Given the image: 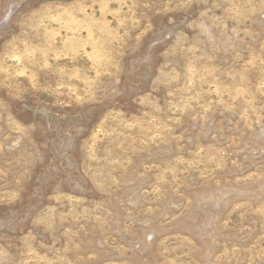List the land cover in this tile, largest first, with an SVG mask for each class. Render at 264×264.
<instances>
[{
    "label": "rangeland",
    "instance_id": "374dc122",
    "mask_svg": "<svg viewBox=\"0 0 264 264\" xmlns=\"http://www.w3.org/2000/svg\"><path fill=\"white\" fill-rule=\"evenodd\" d=\"M0 264H264V0H0Z\"/></svg>",
    "mask_w": 264,
    "mask_h": 264
}]
</instances>
